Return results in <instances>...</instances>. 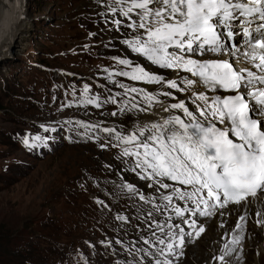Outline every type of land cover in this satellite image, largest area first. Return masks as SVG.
Here are the masks:
<instances>
[{"label":"rangeland","instance_id":"rangeland-1","mask_svg":"<svg viewBox=\"0 0 264 264\" xmlns=\"http://www.w3.org/2000/svg\"><path fill=\"white\" fill-rule=\"evenodd\" d=\"M81 1L27 0L29 31L0 49V264H157L160 258L152 250L154 229L141 224L131 199L142 189L86 134L111 122L91 105L98 88L115 82L116 59H136L108 30L99 0H89L99 6L97 21L83 9L70 12ZM222 222L215 219L214 227ZM215 228L187 249L182 264H259L257 250L241 248L253 256L239 263L231 261L237 250L211 252ZM228 234L243 245L239 230Z\"/></svg>","mask_w":264,"mask_h":264},{"label":"snow or ice","instance_id":"snow-or-ice-1","mask_svg":"<svg viewBox=\"0 0 264 264\" xmlns=\"http://www.w3.org/2000/svg\"><path fill=\"white\" fill-rule=\"evenodd\" d=\"M150 5L154 10L150 9ZM133 9L142 10L140 20L143 22L129 24L128 27L143 32L133 41L125 43L161 69H178L197 79L185 78L182 80L185 88L180 89H191V96L194 97L192 104H195L193 111L185 106L184 100L163 109L165 112L169 108L182 110L190 122L186 123L177 115L164 119L162 124L152 123V135L144 136L141 131L143 139L137 147L143 150L142 153L125 150L124 155H135L138 158L136 167L151 170L150 176L190 186L193 191L180 192L179 198L182 200L208 204L209 200L222 199L219 207H226L230 202L240 204L249 197L264 194V90L249 91L256 83L264 85V75L258 76L247 67H234L228 59L191 58L198 51L200 55L205 52L222 53L219 26L231 27L229 21L236 18L234 13L237 10L241 17L259 14L264 19V0L235 3L233 0H131V7L124 15L128 16ZM256 31L260 33V38L253 37L255 43L249 44L250 51L244 52L243 58L264 72V24L259 25ZM233 34L228 33L230 37ZM247 34L248 30L245 29ZM119 63L128 65L129 61L122 59ZM120 74L136 81L164 82L163 76L150 74L138 65L131 74ZM194 85H202V88H194ZM167 87L177 89L178 86L173 80L167 82ZM129 90L136 91L134 88ZM205 90L234 94L208 95ZM163 95L170 93L165 92ZM249 97L255 102L249 103ZM147 99L154 100L155 97L148 95ZM194 111L203 119H198ZM33 139L41 138L36 136ZM136 139L133 136L128 142ZM24 143L27 145L29 141L26 139ZM159 186L169 187L163 182ZM202 192L206 194L207 200L199 195ZM165 199L171 201L172 197ZM175 212L179 217L184 216V211L179 207ZM183 222L188 223L186 219ZM195 224L193 221L192 226L195 227ZM180 231L182 246L186 241L183 229ZM204 231L200 227L195 237L199 238ZM187 235L192 237V233ZM168 248L172 249L173 245L169 244Z\"/></svg>","mask_w":264,"mask_h":264},{"label":"bare ground","instance_id":"bare-ground-1","mask_svg":"<svg viewBox=\"0 0 264 264\" xmlns=\"http://www.w3.org/2000/svg\"><path fill=\"white\" fill-rule=\"evenodd\" d=\"M99 2V4L106 7L107 10L105 13L112 11V7L110 8L109 3L103 0H99ZM26 3L27 0H17L12 9L9 12H5V5L0 2V49H2L4 46H9L11 43H20L29 31L30 27L29 22L27 21L28 14ZM98 7L97 5L91 4L89 0H83L78 4L76 3L72 8L70 7V12L75 14L76 12L83 9L87 11V17H92L91 21L93 22L97 21L100 17V15H97L95 12V9ZM242 205L245 206L240 208ZM234 207H238L239 209H234ZM221 216H219V219L223 218V222L221 226H218L219 228L216 229L213 222L208 226L210 229L215 228L214 232L217 233L214 236V240H217V243L215 242L216 245H214V241H212L208 249H211V252L213 250V252L220 254V256H227L229 254L231 255V253L237 250L236 255L232 256V259L229 258L231 261L234 260L235 263H239V261L241 262V260H238L241 256H247L248 259L253 256V252L248 254L240 253L239 250L241 248L254 251L257 250L258 258L253 260H255V262L258 260L259 264H264V196L259 199L249 198L240 204H236L226 210V215L223 214ZM217 218L218 217H216V219ZM244 221L248 222L250 231H247L244 235L242 231H239V238L244 240V242L242 246L236 247L235 244L238 241V237H232L228 233L238 231V226L240 224L242 225ZM251 231L253 232L252 235H250ZM252 240H255L254 243ZM256 246L258 247L257 249L255 248ZM192 251L193 250H191V253ZM202 254L205 255V252ZM188 255L189 254H187V256ZM197 256L199 259V254ZM247 262H249V260H247Z\"/></svg>","mask_w":264,"mask_h":264},{"label":"clouds","instance_id":"clouds-1","mask_svg":"<svg viewBox=\"0 0 264 264\" xmlns=\"http://www.w3.org/2000/svg\"><path fill=\"white\" fill-rule=\"evenodd\" d=\"M185 255H186V254H185ZM184 260H185V259H184ZM184 260H183V262H184ZM183 262H182V263H183ZM182 263H181V264H182Z\"/></svg>","mask_w":264,"mask_h":264}]
</instances>
